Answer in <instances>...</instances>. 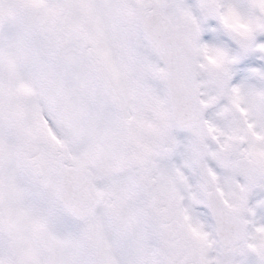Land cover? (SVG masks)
<instances>
[{"label": "snow or ice", "instance_id": "snow-or-ice-1", "mask_svg": "<svg viewBox=\"0 0 264 264\" xmlns=\"http://www.w3.org/2000/svg\"><path fill=\"white\" fill-rule=\"evenodd\" d=\"M0 264H264V0H0Z\"/></svg>", "mask_w": 264, "mask_h": 264}]
</instances>
